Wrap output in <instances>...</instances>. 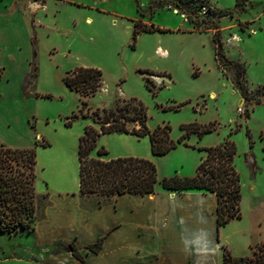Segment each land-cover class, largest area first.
Listing matches in <instances>:
<instances>
[{
	"label": "rangeland",
	"instance_id": "obj_1",
	"mask_svg": "<svg viewBox=\"0 0 264 264\" xmlns=\"http://www.w3.org/2000/svg\"><path fill=\"white\" fill-rule=\"evenodd\" d=\"M75 1L83 4L73 0H22L25 24L29 33L32 28L36 30L39 40L38 77L28 86L27 96L23 93L25 78L22 84L19 80L30 65L27 34L20 36L21 51L0 56V66L4 63L9 70L3 75L4 68H0V141L20 140L16 130L21 131L30 123L32 134L45 135H39L37 140L47 138L52 143L45 149L37 147L36 221L28 229L0 231V264H48L53 250L39 242L37 232V222L46 205L47 189L43 184L49 183L51 188L64 181L66 187L75 188V133L93 124L91 116L97 108H111L131 97L145 105L149 127L169 125L175 142L186 134L182 124L215 127L203 135L187 134L164 155L152 154L148 136L111 133L99 138L98 148L104 146L109 155L152 160L160 178L193 176L207 154L201 148L215 146L227 137L235 141L238 152L234 164L241 178L242 217L224 226L229 250L240 249L245 240L242 232L264 213V0H248L239 6L236 0ZM201 3L210 6L205 22L193 15L184 19L183 12L193 13V8ZM40 7L43 9L39 11ZM136 21L162 31L140 32L135 40ZM215 37L221 41L227 58L246 67L247 96L236 82L235 68L217 56ZM77 66L96 67L103 72V86L87 99L84 113L89 117L79 112L80 94L70 90L63 79L67 70ZM142 69L160 75L143 74ZM147 77L155 92L149 89ZM48 93L52 97L38 95ZM74 112L79 116L73 120V136L66 138L64 144L55 129L61 121L66 125ZM92 155L96 156V151ZM55 159L59 174L52 178V185L43 168ZM99 197L100 201L109 199ZM66 245L59 248L61 252H66Z\"/></svg>",
	"mask_w": 264,
	"mask_h": 264
},
{
	"label": "trees",
	"instance_id": "obj_2",
	"mask_svg": "<svg viewBox=\"0 0 264 264\" xmlns=\"http://www.w3.org/2000/svg\"><path fill=\"white\" fill-rule=\"evenodd\" d=\"M248 0H236V5H243ZM162 31L157 27H148L140 21L134 25V39L140 32ZM217 43V56L226 64L236 70V82L239 84L244 96L248 95L244 83L246 67L239 61L226 57L222 43L215 37ZM31 71L25 76L23 86L24 96L27 89L38 77L37 36L35 30L32 34ZM143 74L160 75L150 69L140 70ZM163 75H166L163 73ZM64 83L70 90L80 94L82 107L79 112L84 117L88 106L87 99L95 96L103 86V72L101 69L89 66H77L65 72ZM150 90L156 91L150 85L151 80L146 78ZM264 90V87H262ZM264 92V91H263ZM42 97H52V94H38ZM79 116L74 112L67 118L66 125L71 126L73 120ZM93 124H87L84 133L79 137L78 163H79V191L82 195L95 194L108 198L125 193L145 195L154 193L158 183L170 191L203 190L215 193L218 200L217 225L228 224L235 218H241L240 201L242 198L241 178L234 160L238 152L237 145L230 137L221 143L201 148L207 152L200 161L197 173L193 176H165L160 178L156 164L147 158L138 156H119L103 158L109 155L104 146L98 148V141L102 135L111 133L131 134L137 137L148 136L153 155H164L177 147L185 136L191 132L200 135L210 133L214 125L182 124L181 128L186 134L175 142L170 136V126H158L151 129L148 125V114L145 105L136 97L123 99L111 108H97L92 112ZM46 139L36 141L32 147H13L0 141V231L12 232L28 229L33 226L37 215V147L49 146ZM96 151V156L92 153ZM255 167V166H254ZM105 237L99 238L95 243L86 246V253H98L104 243ZM77 259L83 261L84 254L72 241L64 248ZM223 264H264V240L253 246L251 256L237 257L229 248L223 245ZM61 253L60 249L55 250Z\"/></svg>",
	"mask_w": 264,
	"mask_h": 264
},
{
	"label": "crops",
	"instance_id": "obj_3",
	"mask_svg": "<svg viewBox=\"0 0 264 264\" xmlns=\"http://www.w3.org/2000/svg\"><path fill=\"white\" fill-rule=\"evenodd\" d=\"M42 9L40 7L39 11ZM25 23L22 0H0V56L21 51L20 36L27 34L30 65L21 73L20 84L31 71L35 30L32 28L29 33ZM3 64L0 68H4L5 75L9 70ZM19 96L22 98L20 91ZM28 126L30 123L22 126V132L16 130L20 137L18 141L1 139L9 146L32 147L39 135H45L32 134ZM57 126L55 134L67 143L66 138L73 136L74 124L67 127L61 121ZM83 133L82 129L74 135L77 151ZM49 146H52L51 142ZM49 146H39V149ZM111 157L119 156L109 155ZM56 163L57 160L43 168L45 178L52 185L55 184L52 178L59 174ZM64 183L51 188L49 183L43 184L47 191L44 194L46 205L37 222L39 242L54 251L73 241L85 257L81 261L71 253L54 254L52 251L48 264H223V245L231 246L227 241L226 226L218 229L215 193L203 190L178 192L156 186L154 193H125L100 201L98 195L80 193L79 163L76 187L68 188ZM242 235L244 245L230 251L237 257L251 256L253 246L264 240V213H260ZM101 237H105L101 250L86 253V246Z\"/></svg>",
	"mask_w": 264,
	"mask_h": 264
},
{
	"label": "built area",
	"instance_id": "obj_4",
	"mask_svg": "<svg viewBox=\"0 0 264 264\" xmlns=\"http://www.w3.org/2000/svg\"><path fill=\"white\" fill-rule=\"evenodd\" d=\"M195 9L193 13H182L184 19L188 20V15H193L194 17L197 18V20L199 22H205L208 17H209V14H210V6L205 4V3H201L199 4L196 8H193ZM175 12L179 13L180 10L179 9H174Z\"/></svg>",
	"mask_w": 264,
	"mask_h": 264
}]
</instances>
